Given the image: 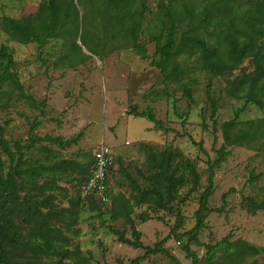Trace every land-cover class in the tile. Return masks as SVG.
Segmentation results:
<instances>
[{"label":"rangeland","instance_id":"1","mask_svg":"<svg viewBox=\"0 0 264 264\" xmlns=\"http://www.w3.org/2000/svg\"><path fill=\"white\" fill-rule=\"evenodd\" d=\"M46 1L0 0V19L32 15ZM159 2L147 0L144 27L154 28L158 24ZM77 5L82 22H88L90 6L86 0H78ZM149 35L148 32L140 39L148 49L147 60H142L129 47L102 57L93 56L85 64L70 69L60 67L64 40H51L42 48L35 43L24 45L12 41L0 28V47L6 45L13 51L14 71L19 73L25 90L39 103H44V106L33 108L18 100L10 87H5L8 96L5 107L0 108V125L6 130L7 140L12 145L25 143L34 121L41 122L33 133L38 137L68 140L80 135L79 143L72 147L61 149L41 143L28 155L33 160L50 163L63 160L76 163L59 179V185L66 188L68 194L59 191L54 194L61 207L77 209L80 220L76 233L66 232L65 242L70 249L79 247L91 264H131L145 254L146 247H160L169 254L150 255L140 264H174L169 255L175 256L181 264H193L188 249L196 254L199 264H252L254 261L264 264L263 256L242 255L233 261L227 260L223 250L210 261L205 247L191 241V231L197 225L200 196L207 186V163L217 157V150L224 144L222 124L239 114L238 121L241 122L264 119V108L246 103L245 99L230 98L225 90L236 78L254 70L251 60L224 76L198 72L190 84L193 88L190 99L183 95L180 84L164 85L160 70L151 65L156 47ZM76 42L80 43L78 38ZM83 51L88 54L85 48ZM209 91L218 105L216 130L209 107ZM242 109L244 111L239 113ZM148 111H152L164 129L169 130H159L147 118L134 115ZM141 142L157 150L173 148L182 153L197 166L201 183L195 190L190 185L184 187L180 191V200L184 201L176 204L177 208L172 211L154 212L147 205L136 207L132 218L142 233L144 247L134 249L119 242L114 233L124 232L127 239L134 240L130 225L111 212L107 205L110 203H102L96 208L74 201L80 171L88 166L89 155L101 144L113 148L117 155V169L110 181L113 195L131 197L133 191L126 173L140 180L139 171L144 169L146 161ZM228 150L230 155L216 170L215 193L210 199L212 208L223 210L207 216L206 228L199 234V239L203 244L214 245L231 234V242L243 240L264 248V212L250 215L242 200L243 196L264 200V138L250 146L238 144ZM252 174L257 178L253 183ZM38 183L42 184L43 179ZM224 195H227L225 201ZM45 264L68 262L49 258Z\"/></svg>","mask_w":264,"mask_h":264},{"label":"trees","instance_id":"2","mask_svg":"<svg viewBox=\"0 0 264 264\" xmlns=\"http://www.w3.org/2000/svg\"><path fill=\"white\" fill-rule=\"evenodd\" d=\"M77 1L47 0L32 15L20 19L3 17L0 28L12 41L24 45L35 43L42 48L51 40H64L60 67L70 69L85 64L93 56L102 57L129 47L142 60H147L148 49L140 39L149 32L156 47L151 65L160 70L164 85L180 84L183 95L190 99L193 97L190 84L198 72L224 76L251 60L254 70L236 78L225 90L230 98L245 99L246 103L264 108V0H160L158 24L154 28L143 26L147 0H86L91 8L88 22H82ZM15 65L13 51L2 45L0 108L5 107L8 96L5 87H10L18 100L33 108L44 106L25 90L19 73L14 71ZM164 91L167 93L166 89ZM208 101L216 130L218 105L210 91ZM134 115L147 118L159 130H169L164 129L152 111ZM239 115L221 126L224 144L217 150V157L207 163V186L200 196L197 225L191 231V241L205 247L210 261H214L220 250L225 251L230 261L242 255L263 256L264 259V248L243 240L231 242V234L214 245L203 244L199 239V234L206 228L207 216L223 210L212 208L210 199L215 193L216 170L231 153L228 147L250 146L264 138V119L241 122L238 121ZM40 125V121L32 122L29 139L13 145L0 125V264H45L49 258H60L68 264H91L79 247L70 249L65 242L66 232L76 233L80 220L77 209L61 207L54 194L56 191L68 194V190L59 185V179L76 163L68 160L50 163L48 160H33L28 155L41 143L61 149L72 147L79 143L80 135L68 140L38 137L33 133ZM140 148L146 156L145 170L139 171L140 180L126 173L133 195L128 198L112 193L110 181L117 169V159L110 171L106 193L111 212L130 225L134 240L127 239L124 232L114 233L119 242L134 249L144 247L142 233L132 218L136 207L147 205L154 212L172 211L177 208L176 204L184 201L180 200V191L184 187L190 185L195 190L201 183L197 166L176 149L157 150L145 142ZM89 156L88 166L80 171L74 202L97 208L103 203L99 198L83 199L80 195L95 169L93 153ZM42 179L43 183L39 184ZM255 180L257 178L252 174L251 182ZM226 197L224 195V201ZM242 200L250 215L264 212V200L248 196H243ZM159 253L169 254L160 247H146L145 254L131 264H140L148 256ZM187 254L193 264H199L193 251L188 249ZM169 256L174 264H181L175 256ZM252 264L258 263L254 261Z\"/></svg>","mask_w":264,"mask_h":264},{"label":"built area","instance_id":"3","mask_svg":"<svg viewBox=\"0 0 264 264\" xmlns=\"http://www.w3.org/2000/svg\"><path fill=\"white\" fill-rule=\"evenodd\" d=\"M95 165L93 174L81 189V198L96 196L103 203H110L106 196L109 189L110 171L115 165L116 153L113 148L101 144L93 152Z\"/></svg>","mask_w":264,"mask_h":264}]
</instances>
